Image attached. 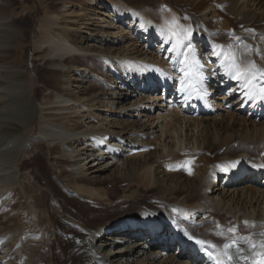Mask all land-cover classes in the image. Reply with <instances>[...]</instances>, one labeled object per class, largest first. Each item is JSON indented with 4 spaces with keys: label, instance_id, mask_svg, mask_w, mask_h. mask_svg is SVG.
Masks as SVG:
<instances>
[{
    "label": "bare ground",
    "instance_id": "1",
    "mask_svg": "<svg viewBox=\"0 0 264 264\" xmlns=\"http://www.w3.org/2000/svg\"><path fill=\"white\" fill-rule=\"evenodd\" d=\"M17 2L26 6L0 0V216L9 218L0 226V264H38L40 256L44 264H215L213 254L226 264H255L264 253V93L256 80L245 87L230 79L227 64L264 70V0L213 1L237 16L245 34L210 3L198 27L124 0H83L80 16L62 3L33 37L46 76L34 99L26 69L11 61L16 40L27 35ZM203 57L215 71L198 70ZM212 84L228 90L227 120L204 117L217 98ZM39 115L42 127L23 135ZM42 155L45 171L56 170L46 178L33 164ZM120 181L148 190L156 203L137 211L139 199L113 203L102 186ZM115 209L133 213L104 218ZM171 220L179 235L168 229ZM225 244L233 245V261L222 256Z\"/></svg>",
    "mask_w": 264,
    "mask_h": 264
},
{
    "label": "rangeland",
    "instance_id": "2",
    "mask_svg": "<svg viewBox=\"0 0 264 264\" xmlns=\"http://www.w3.org/2000/svg\"><path fill=\"white\" fill-rule=\"evenodd\" d=\"M132 5H135L139 10H141L143 13L147 15H153L154 17H159L165 13H169L170 11H173L176 15H181L183 17V23L187 22H192L193 24L198 27L200 25V11L207 5V3L213 4L211 5L213 9L217 10V14L220 16L221 19H226L227 23L236 30L239 31V33H248L249 31L245 27H240V25L237 23V16L235 15H227L224 13L222 10V3H215L213 2L214 0H196L194 2V5L190 7L188 0H152V2L147 3L148 0H124ZM250 1V0H249ZM62 3L65 4H71L73 7L71 8L72 12L74 14H78L79 16L82 15L83 10V0H26V6L19 4V2L15 3V10L18 13V16L20 17V23L19 26H23L27 29V35L25 37H22V40H16V46H17V52L16 54L13 55L11 61L17 65H20L24 69H26L25 74L27 77V87L30 90L29 95L32 97V99L36 98L35 96H39L43 90V85H42V78H46L44 72L41 70L39 67V62L36 57V53L34 52L32 48V42H33V37L41 30V25L39 23V20L44 18L47 13L50 10H55L60 7ZM85 4V3H84ZM70 5V6H71ZM254 8V7H253ZM48 10V11H47ZM258 10V8H257ZM222 24V23H221ZM206 28L204 27L202 30L205 34H208L213 28L209 24L205 25ZM239 27V28H238ZM221 30V32H220ZM217 31V33L214 35L216 38V43H220L219 47L222 50V29ZM246 31V32H245ZM224 35V40L225 43H229L231 46H233V40L227 38V33L226 31L223 32ZM252 37V33L250 34ZM219 37V38H217ZM78 41V40H77ZM76 41V42H77ZM196 43V42H195ZM194 43V44H195ZM247 43V44H246ZM194 46H197L194 45ZM200 46V45H199ZM201 51L199 54L206 55V51H203L201 46L199 47ZM242 47L244 49V52L246 53L250 49V41L247 39H244V43L242 44ZM195 57V56H194ZM209 57V55H208ZM204 62H207L204 65ZM203 66V67H202ZM198 70L206 73V72H213L215 71L214 68H212L211 64L205 60L204 57L202 59V65L200 66L197 64ZM214 69V70H213ZM94 70V69H93ZM93 76V75H92ZM213 83V82H211ZM214 85L212 88L213 94L216 95V99L212 100V108L211 110L208 111V114L204 115V117L211 119V120H216L218 122L219 120H227L228 117L226 116L227 114L231 111H229V103L230 100L227 97V89H223L221 86L217 84H212ZM39 94V95H38ZM138 95V92L135 91L133 93V96ZM225 100V101H224ZM227 102V103H226ZM228 104V105H227ZM220 105V106H219ZM228 106V107H227ZM217 107V108H216ZM224 109V110H223ZM225 114V115H224ZM39 119L37 122H34V124L22 131L23 135L26 136H34L37 129L41 128L43 125V120L41 118V115H39ZM214 118V119H213ZM215 146L208 147L210 150H213ZM234 147V148H233ZM237 144H233L232 147H230L228 150V153H231L235 150H237ZM207 154V153H206ZM211 155V154H208ZM63 158V157H61ZM45 156L42 155V157L38 158L33 164L34 166H37L38 169H43L40 170L41 176H49L51 174V171H56V170H51V171H45L44 168H46V162ZM54 168H58L55 167ZM62 172L68 171V168L66 166H61L60 167ZM57 174V173H55ZM40 179V176L37 177ZM103 187V192L107 197L114 203H118L119 200H123L126 198H129L131 200H134L136 202V199H139L138 202H143V203H138L136 202V207L134 208L135 211H137V205L141 204L142 208H149L150 206H153L156 203V197L154 194H150L148 190L143 189V188H136L132 186L131 181H120L118 183H106ZM43 203V201H42ZM47 203V202H46ZM72 206V205H71ZM72 207H78L79 206H72ZM77 210V208H76ZM119 210V209H118ZM118 210H113L114 214L111 215H105L104 218L106 219L107 216L110 217L111 219L117 218L119 216L125 215L126 213H133V209L131 210H126V211H119ZM78 215L84 217L87 215V211H83L82 208H79ZM91 218L97 215V211L94 212L93 214L91 213ZM159 218V217H157ZM6 223V224H5ZM0 226H6L9 224V218L6 217H1L0 216ZM214 239V238H213ZM175 250V248L172 249V251ZM52 253L53 257H55V261H57V252L56 248H52ZM45 256L42 257L40 256L38 264H44Z\"/></svg>",
    "mask_w": 264,
    "mask_h": 264
},
{
    "label": "snow or ice",
    "instance_id": "3",
    "mask_svg": "<svg viewBox=\"0 0 264 264\" xmlns=\"http://www.w3.org/2000/svg\"><path fill=\"white\" fill-rule=\"evenodd\" d=\"M190 35V33H189ZM185 47L189 48L191 50V44H186ZM251 51V49H250ZM258 51V50H256ZM191 54L193 56H195V51L191 50ZM227 69L228 72L230 73L229 78L232 80H235L239 83H242L245 87L252 83L253 80H256L257 83H260L261 85V92L264 93V70H258L255 68V65L252 64L249 68H246L244 70H241L237 64V62L232 59L230 60V62L227 64ZM257 74H259V79H257ZM233 231H235V229H233ZM186 236H188L187 233H185ZM189 240H194V238L192 236H188ZM194 242L201 246L202 248L205 247V242L201 241V240H194ZM235 242H233L234 244ZM261 247H264V244L260 245ZM233 247V245L231 244H225L224 245V252L222 253L223 257L227 258V261H233L234 257L231 254L230 249ZM250 247L255 248L256 244L253 243ZM243 251L242 249L237 248V252ZM259 260H257L255 262V264H264V253H259ZM213 259L215 260V264H226L225 260L223 259H219L216 260L215 259V254H213ZM243 259L247 260L246 257H243Z\"/></svg>",
    "mask_w": 264,
    "mask_h": 264
}]
</instances>
